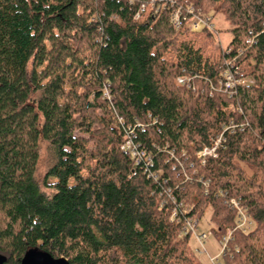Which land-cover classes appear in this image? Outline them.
Wrapping results in <instances>:
<instances>
[{"label": "trees", "instance_id": "obj_1", "mask_svg": "<svg viewBox=\"0 0 264 264\" xmlns=\"http://www.w3.org/2000/svg\"><path fill=\"white\" fill-rule=\"evenodd\" d=\"M172 1L0 0L4 264H202L182 231L207 209L217 239L231 232L222 264H264V0ZM177 8L224 16L227 48L215 29H175ZM229 63L254 85L219 91ZM128 129L144 156L121 150ZM230 199L251 231L234 230Z\"/></svg>", "mask_w": 264, "mask_h": 264}, {"label": "built area", "instance_id": "obj_2", "mask_svg": "<svg viewBox=\"0 0 264 264\" xmlns=\"http://www.w3.org/2000/svg\"><path fill=\"white\" fill-rule=\"evenodd\" d=\"M166 3L164 6H167L168 4L170 7H173V1L172 0H164ZM150 5L154 7V2L151 1ZM145 4H142L139 8V12H143L145 10ZM158 10V9H157ZM136 15V17L139 15ZM188 14L191 13V11L187 12ZM188 14L182 15L181 9H173V11L170 14V21L175 29H179L182 26H185V28L192 33H200L203 30H214V25L212 22V18L209 16H201L197 14H190L188 17ZM190 79L187 77H178L176 79V83L181 86H189ZM254 85V81L248 77L242 76L238 73L237 70H234L233 64L229 63L227 65V68L222 72L221 74V80L219 83L220 90H223L226 92L229 96H231L233 93H235L236 89L240 86H252ZM108 92L105 91V97L109 100V95L107 97ZM239 113H242L241 109H238ZM117 124H122V118L117 119ZM230 125L223 129V131L214 139H210V146H202V148L195 153V158L200 161V163L203 165L208 159L215 158L217 156L218 148H222V144L224 142V134L227 131H234L235 129L243 130L247 123H244V125ZM134 136V130L128 129V135L125 136V141L121 146V150L124 152H128L133 156H144L143 152H138L137 145L133 142L132 137ZM191 146H193L191 144ZM150 162L149 157L146 159ZM230 207L235 211V220H234V230H240L241 232H249L253 228V222L250 219V217L247 215L245 210L240 206L237 200L230 199L229 200ZM186 210H184L183 213H185ZM176 216V210L173 209L171 213L170 221H173V219ZM198 220L196 219H188L185 222L184 229L182 233L189 234L192 236L197 244V253L206 252L204 247V241L207 239V236L205 234L198 235L196 234V227H197ZM231 232H228L226 235L221 237L218 240L219 243V254L215 258H209L210 262L212 264H219L217 263L219 259H221V256L225 253L227 249L228 241L230 240Z\"/></svg>", "mask_w": 264, "mask_h": 264}, {"label": "rangeland", "instance_id": "obj_3", "mask_svg": "<svg viewBox=\"0 0 264 264\" xmlns=\"http://www.w3.org/2000/svg\"><path fill=\"white\" fill-rule=\"evenodd\" d=\"M212 22L214 25V29L216 30V38H215L216 46H219L221 49H226L232 38L231 32L229 31L232 28L231 24L224 16L220 14L215 15L212 18ZM107 97H108V94H107ZM244 123L242 125H244ZM44 159H45V154L43 153L42 161L39 165V169L37 172V176H40V177L44 174L45 169H46V164L44 162ZM48 182L53 183L55 182V180L49 179ZM210 213H211V210L207 209L205 213L199 219H196L198 220L197 227H196V234L198 235L205 234L207 236V239L204 241V247H205L206 252L197 253L196 252L197 244L194 238L192 236H190L189 238V246L192 252L194 253V255L196 256L197 260L202 264H212L209 258H215L219 254V243H218L219 239H217L211 232L213 229V225L209 222ZM253 228H254V224H253ZM217 263L222 264L221 259H219Z\"/></svg>", "mask_w": 264, "mask_h": 264}, {"label": "water", "instance_id": "obj_4", "mask_svg": "<svg viewBox=\"0 0 264 264\" xmlns=\"http://www.w3.org/2000/svg\"><path fill=\"white\" fill-rule=\"evenodd\" d=\"M5 262L6 257L0 254V264H4ZM20 264H68V262L62 257L55 259L38 252H29L22 258Z\"/></svg>", "mask_w": 264, "mask_h": 264}]
</instances>
